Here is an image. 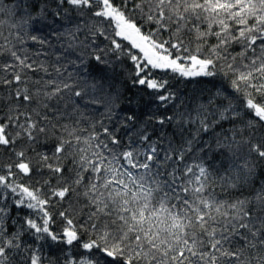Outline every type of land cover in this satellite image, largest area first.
<instances>
[{"label":"snow or ice","instance_id":"6c2138e0","mask_svg":"<svg viewBox=\"0 0 264 264\" xmlns=\"http://www.w3.org/2000/svg\"><path fill=\"white\" fill-rule=\"evenodd\" d=\"M0 264H264V0H0Z\"/></svg>","mask_w":264,"mask_h":264},{"label":"trees","instance_id":"16d2710c","mask_svg":"<svg viewBox=\"0 0 264 264\" xmlns=\"http://www.w3.org/2000/svg\"><path fill=\"white\" fill-rule=\"evenodd\" d=\"M53 43H55V41H53ZM120 83L123 85V87H122L123 96L120 100L122 110L127 109L129 107V105L127 104V97L132 96L134 103H133V105H131V107L134 110H137L138 112L146 111L148 103H149L147 98L136 96L135 93L137 90L131 87L130 83L127 82V79L125 77H123V76L120 77ZM206 86L209 88L211 87V85H206ZM195 87H196L195 84L188 85V88H187L188 93L191 94V90ZM136 100H139V105H137L135 103ZM50 245H51L50 241L44 244V252L45 253L55 251V245H51V246Z\"/></svg>","mask_w":264,"mask_h":264}]
</instances>
